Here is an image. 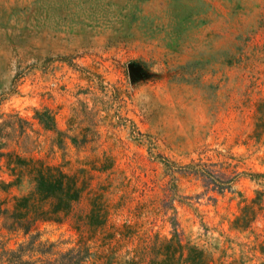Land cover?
Returning <instances> with one entry per match:
<instances>
[{"label": "rangeland", "instance_id": "374dc122", "mask_svg": "<svg viewBox=\"0 0 264 264\" xmlns=\"http://www.w3.org/2000/svg\"><path fill=\"white\" fill-rule=\"evenodd\" d=\"M263 98L264 0H0V153L85 181L24 230L0 155V264H147L173 235L264 264Z\"/></svg>", "mask_w": 264, "mask_h": 264}, {"label": "trees", "instance_id": "16d2710c", "mask_svg": "<svg viewBox=\"0 0 264 264\" xmlns=\"http://www.w3.org/2000/svg\"><path fill=\"white\" fill-rule=\"evenodd\" d=\"M264 133V98L255 106L253 134ZM6 157L7 166L13 162L15 168L9 167L10 173L24 172L31 187L19 196L13 197L11 217L24 230L34 220L59 222L65 216L71 205L77 201L85 187V181L77 173H67L55 165L44 163L41 159L20 157L12 153H0ZM13 158V159H10ZM96 209L94 201L90 203L86 215V225L100 226L103 217L93 218ZM264 253V245L260 246ZM147 264H214L212 258L205 250L181 244L174 235L168 239L160 240L151 247V257ZM229 264H236L234 261Z\"/></svg>", "mask_w": 264, "mask_h": 264}]
</instances>
